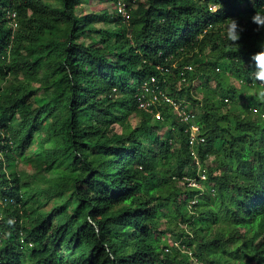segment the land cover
<instances>
[{"label": "trees", "instance_id": "1", "mask_svg": "<svg viewBox=\"0 0 264 264\" xmlns=\"http://www.w3.org/2000/svg\"><path fill=\"white\" fill-rule=\"evenodd\" d=\"M88 1L0 0V264H264V0Z\"/></svg>", "mask_w": 264, "mask_h": 264}, {"label": "clouds", "instance_id": "2", "mask_svg": "<svg viewBox=\"0 0 264 264\" xmlns=\"http://www.w3.org/2000/svg\"><path fill=\"white\" fill-rule=\"evenodd\" d=\"M251 20L253 23L257 25V29L264 28V13L256 10L254 15L251 17ZM242 31L243 29L240 28L238 22L235 19H231L230 23L226 26L225 37L227 40H229L233 44H237V41H239L240 34ZM250 60L252 61V64H253V70L250 71L249 77L251 78L254 84L258 85L256 90L250 95L253 96L256 101L264 103V43L261 44L259 51L251 55ZM190 128H191V125H190ZM200 133H201V130H200ZM192 182L194 184H192ZM189 183L192 185L196 184L195 181H191ZM192 203H195V201H192ZM176 242H179V244H176ZM175 245L180 247L183 252H186L191 256L192 259H190V264H193L194 259H198L196 256H194L193 250L185 247V245L181 243L180 239L175 240ZM198 261L204 262L199 259ZM204 263H212V262H204Z\"/></svg>", "mask_w": 264, "mask_h": 264}, {"label": "built area", "instance_id": "3", "mask_svg": "<svg viewBox=\"0 0 264 264\" xmlns=\"http://www.w3.org/2000/svg\"><path fill=\"white\" fill-rule=\"evenodd\" d=\"M123 8H124V5L122 3H119L118 4V9L124 11ZM153 80H155V79L153 78ZM142 89H143L144 93L138 99L139 100V106L141 108H149L152 104H155L157 102V100H159V96L157 94H154V98H152V99H149L146 96H147V94L150 91L155 92L157 87L156 86H151V84L148 81H145L142 84ZM167 99L170 100L169 98H167ZM170 101H172V100H170ZM181 111L185 114L186 119H188V118L190 119L191 116H188V114L185 111H183V110H181ZM157 116L160 117L161 114L158 113ZM200 134H201L200 133V126L197 125V124H194V123L191 124V128H190V144L192 146H194V145H196L198 143L201 144V143H203L205 141V137L201 136ZM205 177H206V175L204 174L203 178H205ZM192 184H194V183L192 182ZM176 244H179V242H176ZM193 264H213V263H204V262L198 261V259H194Z\"/></svg>", "mask_w": 264, "mask_h": 264}, {"label": "rangeland", "instance_id": "4", "mask_svg": "<svg viewBox=\"0 0 264 264\" xmlns=\"http://www.w3.org/2000/svg\"><path fill=\"white\" fill-rule=\"evenodd\" d=\"M47 2H49L50 4L56 5L55 4L56 3V0H47ZM85 6H86L87 10H89V11L100 10L102 8H105V7L108 8V9H111V10H115V8H113L114 5L111 2H109L108 0L105 1V2H101V0H89L88 2L85 3ZM231 82L233 84H235L236 86L240 87V88H244L243 85H242L241 79H237L235 76H231ZM1 84H2V82L0 81V86H1ZM191 115H193V113L192 114L191 113L188 114V116H191ZM166 129L167 128L163 129V132H165ZM153 147H155V144H153L150 148L151 149H154ZM21 168L24 169V170H26L29 173H31L33 171L32 166L30 164L27 165V163H25V162H23L21 164ZM44 173L45 174H48V171L44 170ZM183 182L184 181H181V182H179L177 184H179V185L182 186L183 185ZM174 238L175 237H173V239ZM175 240H176V238H175Z\"/></svg>", "mask_w": 264, "mask_h": 264}]
</instances>
